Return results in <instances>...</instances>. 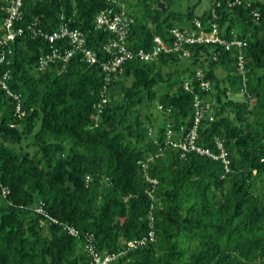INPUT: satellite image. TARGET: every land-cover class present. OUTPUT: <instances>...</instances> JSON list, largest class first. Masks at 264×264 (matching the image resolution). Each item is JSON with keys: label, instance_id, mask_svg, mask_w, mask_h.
I'll list each match as a JSON object with an SVG mask.
<instances>
[{"label": "trees", "instance_id": "16d2710c", "mask_svg": "<svg viewBox=\"0 0 264 264\" xmlns=\"http://www.w3.org/2000/svg\"><path fill=\"white\" fill-rule=\"evenodd\" d=\"M23 1L24 27L36 22L53 32L65 23L83 31L103 60L109 36L95 30L94 20L108 0ZM123 2L135 18L131 49L150 51L154 37L180 27L181 17L163 0ZM242 2L221 10L219 23L228 33L240 29L247 42L246 81L236 50L192 47L190 60L130 62L108 81L99 65L78 56L63 71L53 66L39 73L49 43L28 30L11 45L10 86L22 95L26 115L15 117V102L0 87V181L10 191L7 198L0 192V264H94L83 240L58 225L41 226L33 212L41 201L57 220L93 235L101 253H119L155 231L153 241L112 264H264V0ZM3 6L0 0V36ZM208 17L209 11L201 19ZM203 57L212 84L207 94L194 79L205 68ZM219 68L226 77L216 75ZM187 80L193 92L185 89ZM194 93L214 102L215 121H202L199 144L212 148L216 137L224 140L229 173L221 161L183 159L166 144L168 124L178 133L192 126ZM241 93L242 101L232 97Z\"/></svg>", "mask_w": 264, "mask_h": 264}, {"label": "built area", "instance_id": "2783aa9c", "mask_svg": "<svg viewBox=\"0 0 264 264\" xmlns=\"http://www.w3.org/2000/svg\"><path fill=\"white\" fill-rule=\"evenodd\" d=\"M110 7L101 11L95 18V30L108 35V39L101 45V50L105 54L103 60L88 45L86 34L61 23L53 32L43 31L37 23H30L26 27L23 23V0H4L3 10L6 17L3 22L4 33L0 36V87L15 102L14 115L21 120L25 117L26 112L23 109L22 95L11 89L10 81L12 73L10 69L11 62L9 55L12 54L11 45L18 38L23 36L26 31H30L34 37L43 38L49 43V50L45 52L40 59L36 70L39 73L48 71L51 67H58L63 71L70 61L79 57L82 62L89 66L99 65L103 73L106 74V80L124 72V66L130 62H139L149 64L157 61L160 56H176L181 60H190L192 47H215L222 51L238 52L236 64L238 72L246 81V62L244 58V49L247 46L245 39L241 38L236 29H231L228 33L221 28L219 12L223 9H233L243 4L242 0H214L213 7L209 10L210 17L206 19L196 18L186 29L178 26L169 29L165 37L156 36L153 40L152 50L131 49L129 48V33L135 18L127 10L123 0H108ZM254 17L259 18V13L255 12ZM66 17L61 16V21L65 22ZM219 59L218 54L212 56V61ZM202 60L205 62L206 57ZM208 62H205V68L199 67L194 74V79L198 82L200 91L207 94L211 91L212 84L207 78ZM194 86V85H193ZM191 80L184 83L187 91L193 92ZM195 94V93H194ZM107 100L103 99V103ZM102 104L99 105L101 111ZM194 122L190 129L184 128L176 132L171 124L166 128V144L181 153V158L185 159L190 154L206 157L214 161H221L226 173L231 171V162L229 153L226 149L225 141L215 138L214 147H204L199 144V127L202 121L208 116L210 122L215 121L213 113L214 102L207 98H202L201 94H195L194 101ZM162 109V107H159ZM146 167V165H145ZM157 184L156 180H150ZM89 178L87 179V183ZM0 192L4 198L10 194L9 189L0 181ZM33 212L41 216V226L48 222L58 225L68 236L83 240L84 250L91 258L94 264H112L120 255L128 251L135 250L144 246L148 241H153L155 231L152 229L147 236L141 239L128 242L119 253H101L96 245L93 235L80 232L75 226L61 222L51 216L43 201L33 208ZM153 221V220H152ZM153 223V222H152ZM153 226V225H152Z\"/></svg>", "mask_w": 264, "mask_h": 264}, {"label": "rangeland", "instance_id": "374dc122", "mask_svg": "<svg viewBox=\"0 0 264 264\" xmlns=\"http://www.w3.org/2000/svg\"><path fill=\"white\" fill-rule=\"evenodd\" d=\"M246 2L249 1H255V0H245ZM256 1H262V0H256ZM163 3H165L166 6H169V11L173 12L174 14H177L179 17H181L180 21H177L181 26L183 27H189L190 23L196 19V18H202L203 15L208 12L214 5V0H163ZM189 12H192V18L191 20L187 19V14ZM226 27H224L225 29ZM240 29H237V32H239ZM186 62V61H185ZM189 63V62H187ZM168 70H164V74ZM216 75L219 78L226 77L227 73L219 68L216 70ZM130 81H128L127 84H129ZM237 101L244 100L243 93L236 94L232 96ZM150 112L153 113V115L158 119L162 120L163 116L162 113L159 112V109L152 108L150 109ZM146 111L143 112V115H145ZM232 118V116L230 115ZM0 220H1V212H0Z\"/></svg>", "mask_w": 264, "mask_h": 264}]
</instances>
